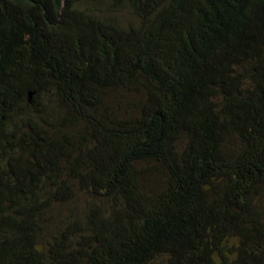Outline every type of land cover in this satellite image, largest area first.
<instances>
[{"label": "trees", "instance_id": "16d2710c", "mask_svg": "<svg viewBox=\"0 0 264 264\" xmlns=\"http://www.w3.org/2000/svg\"><path fill=\"white\" fill-rule=\"evenodd\" d=\"M0 264H264V0H0Z\"/></svg>", "mask_w": 264, "mask_h": 264}]
</instances>
